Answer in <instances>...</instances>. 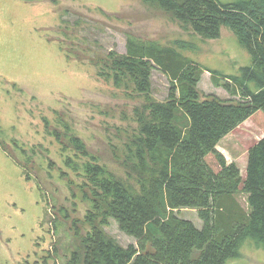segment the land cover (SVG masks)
Returning a JSON list of instances; mask_svg holds the SVG:
<instances>
[{
    "label": "trees",
    "instance_id": "16d2710c",
    "mask_svg": "<svg viewBox=\"0 0 264 264\" xmlns=\"http://www.w3.org/2000/svg\"><path fill=\"white\" fill-rule=\"evenodd\" d=\"M143 1L203 39L218 38L223 26L230 27L252 64L240 75L212 73L216 86L240 97L225 99L200 90L206 69L187 56L197 48L192 40L168 44L128 33L127 51L108 53L99 75L139 101L135 127L122 129L116 162L123 174L94 154L69 124L59 130L46 121L63 145L59 168L65 176L75 173L91 192L85 193L91 208L84 219L91 228L78 236L67 264H226L241 255L247 239L264 247V136L248 151L243 185L239 166L217 148L249 118L264 130V0ZM156 68L170 81L165 99L153 94ZM23 169L27 179L34 178ZM240 190L248 194L250 212L235 197ZM184 207L198 209L202 228L179 215ZM111 219L137 244L124 246L109 235Z\"/></svg>",
    "mask_w": 264,
    "mask_h": 264
},
{
    "label": "rangeland",
    "instance_id": "374dc122",
    "mask_svg": "<svg viewBox=\"0 0 264 264\" xmlns=\"http://www.w3.org/2000/svg\"><path fill=\"white\" fill-rule=\"evenodd\" d=\"M128 33L168 44L194 41L197 48L187 56L206 69L200 90L240 98L212 80L213 72L240 75L252 64L251 53L228 26L218 38L203 39L143 0H0V264H67L78 236L91 228L84 220L90 189L75 173L65 176L59 168L63 145L46 121L59 130L69 124L94 154L123 174L116 162L122 129L135 127L139 101L116 91L99 69L111 50L127 51ZM169 88L168 76L156 68L153 94L165 99ZM262 136L264 130L249 118L217 148L240 168ZM24 166L33 179H27ZM246 174L244 167L242 185ZM235 197L249 211L248 194L240 190ZM178 213L203 227L197 208ZM106 232L124 246L137 244L115 219ZM240 252L226 264H264V247L253 239L245 240Z\"/></svg>",
    "mask_w": 264,
    "mask_h": 264
},
{
    "label": "crops",
    "instance_id": "0c3cea01",
    "mask_svg": "<svg viewBox=\"0 0 264 264\" xmlns=\"http://www.w3.org/2000/svg\"><path fill=\"white\" fill-rule=\"evenodd\" d=\"M263 137V136H262ZM218 147H219V145H218ZM229 162H231V161H229ZM248 163V162H247ZM247 163L245 162L244 164H243V166H241L240 167V171H241V175H242V171H243V168L244 167H246V172H247ZM239 166V165H238ZM242 206H244V204H241ZM251 211V208H250V205H249V211L248 212H250Z\"/></svg>",
    "mask_w": 264,
    "mask_h": 264
}]
</instances>
